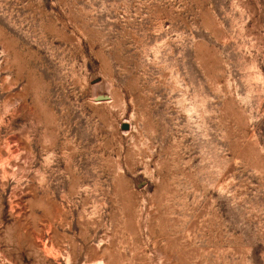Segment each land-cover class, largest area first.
<instances>
[{"label":"rangeland","instance_id":"374dc122","mask_svg":"<svg viewBox=\"0 0 264 264\" xmlns=\"http://www.w3.org/2000/svg\"><path fill=\"white\" fill-rule=\"evenodd\" d=\"M0 264H264V0H0Z\"/></svg>","mask_w":264,"mask_h":264}]
</instances>
